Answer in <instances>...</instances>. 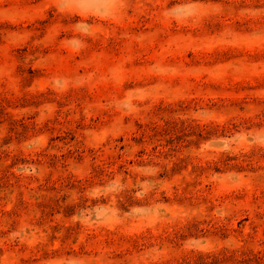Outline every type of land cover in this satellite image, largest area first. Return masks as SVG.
<instances>
[{"label":"rangeland","instance_id":"1","mask_svg":"<svg viewBox=\"0 0 264 264\" xmlns=\"http://www.w3.org/2000/svg\"><path fill=\"white\" fill-rule=\"evenodd\" d=\"M0 264H264V0H0Z\"/></svg>","mask_w":264,"mask_h":264}]
</instances>
